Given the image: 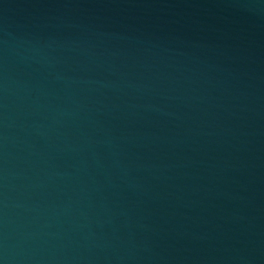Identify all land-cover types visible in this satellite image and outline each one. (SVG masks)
<instances>
[{
    "label": "water",
    "instance_id": "water-1",
    "mask_svg": "<svg viewBox=\"0 0 264 264\" xmlns=\"http://www.w3.org/2000/svg\"><path fill=\"white\" fill-rule=\"evenodd\" d=\"M0 264H264V0H0Z\"/></svg>",
    "mask_w": 264,
    "mask_h": 264
}]
</instances>
